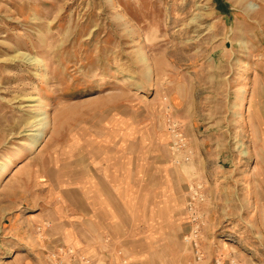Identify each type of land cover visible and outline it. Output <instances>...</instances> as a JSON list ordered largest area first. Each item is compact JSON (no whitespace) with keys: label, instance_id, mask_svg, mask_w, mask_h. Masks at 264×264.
Masks as SVG:
<instances>
[{"label":"rangeland","instance_id":"374dc122","mask_svg":"<svg viewBox=\"0 0 264 264\" xmlns=\"http://www.w3.org/2000/svg\"><path fill=\"white\" fill-rule=\"evenodd\" d=\"M145 102L186 178L181 243L153 256L264 264V0H0V264H131L107 244L64 246L37 170L48 148ZM196 224L199 262L185 239Z\"/></svg>","mask_w":264,"mask_h":264},{"label":"crops","instance_id":"0c3cea01","mask_svg":"<svg viewBox=\"0 0 264 264\" xmlns=\"http://www.w3.org/2000/svg\"><path fill=\"white\" fill-rule=\"evenodd\" d=\"M172 100L181 105L178 96ZM147 104L103 115L79 144L43 153L37 172L48 187L44 220L64 246L101 256L107 244L111 251L122 249L131 264H184L153 256L181 243L186 178L183 167L170 162L163 115L147 113Z\"/></svg>","mask_w":264,"mask_h":264},{"label":"built area","instance_id":"2783aa9c","mask_svg":"<svg viewBox=\"0 0 264 264\" xmlns=\"http://www.w3.org/2000/svg\"><path fill=\"white\" fill-rule=\"evenodd\" d=\"M172 131V132H171ZM171 134L173 133L174 140H177L176 148H181L182 146L186 145L185 139L183 138V134L180 131V127L178 124H174L171 128ZM206 193L203 190V185L197 184L194 188L191 187V190L189 191V197L188 202L186 204V209L189 212L192 221H197V200H205ZM198 228L199 225L196 224L195 228L192 230L191 234L186 236V241L190 242L192 245V250L194 252L195 261L199 262L203 258V253L200 247V244L198 243L199 237H198ZM215 264H240V262L236 258H231L229 261L218 259Z\"/></svg>","mask_w":264,"mask_h":264},{"label":"bare ground","instance_id":"6f19581e","mask_svg":"<svg viewBox=\"0 0 264 264\" xmlns=\"http://www.w3.org/2000/svg\"><path fill=\"white\" fill-rule=\"evenodd\" d=\"M41 134V133H40ZM1 166H4L3 164Z\"/></svg>","mask_w":264,"mask_h":264}]
</instances>
